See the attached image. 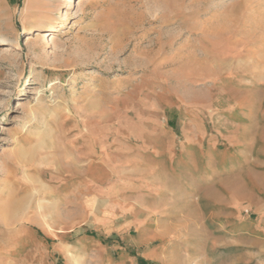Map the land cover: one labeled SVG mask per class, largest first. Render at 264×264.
<instances>
[{
	"label": "rangeland",
	"instance_id": "374dc122",
	"mask_svg": "<svg viewBox=\"0 0 264 264\" xmlns=\"http://www.w3.org/2000/svg\"><path fill=\"white\" fill-rule=\"evenodd\" d=\"M56 1L0 0V264H264V0Z\"/></svg>",
	"mask_w": 264,
	"mask_h": 264
},
{
	"label": "crops",
	"instance_id": "0c3cea01",
	"mask_svg": "<svg viewBox=\"0 0 264 264\" xmlns=\"http://www.w3.org/2000/svg\"><path fill=\"white\" fill-rule=\"evenodd\" d=\"M180 190L182 191V193H185L186 194V192L183 189L180 188V189H178V192H177L178 195H181V193H180L181 191ZM117 192H118V190L116 189V187H114L113 189H110V190L107 191V194L109 196L108 204H111L114 207L121 205V203H123V201H124V197L122 195H118ZM147 196L149 197L148 199H150L152 197V195H150L149 193H148ZM167 197H169V196H167ZM146 206H147L146 211L150 210L149 209V206L150 205L147 204ZM160 221H162V220H160Z\"/></svg>",
	"mask_w": 264,
	"mask_h": 264
},
{
	"label": "bare ground",
	"instance_id": "6f19581e",
	"mask_svg": "<svg viewBox=\"0 0 264 264\" xmlns=\"http://www.w3.org/2000/svg\"><path fill=\"white\" fill-rule=\"evenodd\" d=\"M53 2L54 1H56V0H52ZM72 1L73 0H68V2H67V6H68V9L65 11V13L62 15V19H61V23H63V22H65L67 19H68V17H69V15H70V13H69V11L71 10V7H72ZM57 2V1H56ZM28 33H31V30H29L28 31ZM41 36V34H37V37H40ZM48 39L50 40V41H54L55 39H56V35H55V33H51V34H49L48 36ZM0 40L2 41V42H4V43H7V42H11V40L8 38V37H6V36H2V37H0ZM155 235H157V234H155Z\"/></svg>",
	"mask_w": 264,
	"mask_h": 264
}]
</instances>
